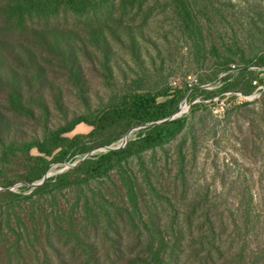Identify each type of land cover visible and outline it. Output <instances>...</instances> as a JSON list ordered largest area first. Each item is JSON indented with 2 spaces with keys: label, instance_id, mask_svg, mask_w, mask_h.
<instances>
[{
  "label": "trees",
  "instance_id": "trees-1",
  "mask_svg": "<svg viewBox=\"0 0 264 264\" xmlns=\"http://www.w3.org/2000/svg\"><path fill=\"white\" fill-rule=\"evenodd\" d=\"M115 1L0 0L4 3L0 9V86L10 88V100L17 108L32 118L49 114L45 93H40L48 83L42 81L45 72L36 50L72 63V33L52 29L47 23L69 14L85 16L95 48L106 54L108 43L102 24L116 17ZM126 2L133 5L138 1ZM173 2L185 26L193 25L192 4L188 0ZM128 38L131 52L138 53L131 36ZM235 44L233 54L242 62L241 79L246 78L248 67H264V51L249 57ZM233 62L230 57L217 72L228 71ZM14 66L25 70L24 75L29 73V78L19 80ZM245 88H250L248 81ZM184 94L182 89L173 94L168 90L128 92L95 117L77 116L53 129L46 124L43 138L30 141L17 135L0 113V264H181L188 247L195 264H264V219L253 200L240 212L229 206L193 207L192 213L200 211L204 217L194 239L175 222L178 217L170 226H162L152 211L149 198L157 193L152 173L143 167L145 174L140 176L132 161L142 163L145 152L163 148L182 132L186 118L170 117ZM30 105L39 108L41 115L36 116ZM80 123L92 126V131L64 136ZM138 125L146 128L125 147L80 160L88 154L84 153L85 138H91L95 145H109ZM117 129L119 133L107 135ZM32 149L38 154H31ZM78 151L83 153L78 155L76 166L34 186L52 163L73 162ZM10 156L16 167L12 174L7 169ZM19 182L23 183L21 191L9 189ZM187 218L190 225L193 218ZM230 226L235 250L222 246V234Z\"/></svg>",
  "mask_w": 264,
  "mask_h": 264
},
{
  "label": "rangeland",
  "instance_id": "rangeland-1",
  "mask_svg": "<svg viewBox=\"0 0 264 264\" xmlns=\"http://www.w3.org/2000/svg\"><path fill=\"white\" fill-rule=\"evenodd\" d=\"M126 1L116 0V17L102 24L108 43L106 54L95 48L85 16L69 14L47 23L52 29L71 32L69 43L74 49L71 64L36 50L45 72L42 81L48 83L40 93H45L49 114L39 119V108L30 105L37 116L32 118L11 102L10 88L0 86L1 118L8 119L23 140L30 141L43 138L46 124L53 129L77 116L95 117L128 92L168 90L173 94L177 89L185 90L171 117L180 113L170 117L186 118L182 132L163 148L145 152L142 163L132 161L140 176L145 174L143 167L152 173L157 193L149 199L158 222L170 226L178 217L175 222L194 239L204 217L200 211L192 213L193 207L229 206L240 212L251 200L264 219V67H248L246 78L241 79L242 62L233 54L237 51L235 43L249 57L264 51V0H188L195 19L190 27L185 26L173 0H136L133 5ZM3 5L0 2V9ZM130 36L138 53L131 52ZM230 57L234 59L231 68L217 72ZM14 70L19 80L29 78L19 66ZM4 77L11 79V75ZM257 85L263 88L258 90ZM234 92L256 96L240 98ZM145 128L133 126L122 135L136 137ZM91 131L92 126L80 123L64 136L88 135ZM119 131H108L107 135ZM85 140L84 153L92 156L106 152L105 147L116 141L95 145L91 138ZM82 153L78 151L73 161ZM31 154L38 152L32 149ZM9 159L7 169L12 174L16 167L11 164V156ZM62 167L52 163L46 175L55 177ZM22 186L19 182L9 189L18 192ZM189 215L193 218L190 225ZM225 231L223 248L235 250L237 244L230 237L232 226ZM189 251L190 247L182 255L181 264H195Z\"/></svg>",
  "mask_w": 264,
  "mask_h": 264
},
{
  "label": "built area",
  "instance_id": "built-area-1",
  "mask_svg": "<svg viewBox=\"0 0 264 264\" xmlns=\"http://www.w3.org/2000/svg\"><path fill=\"white\" fill-rule=\"evenodd\" d=\"M254 84L256 85V84H258V82L257 81H254ZM257 88H258V90L259 89H261V88H263V86L262 85H257ZM229 94V93H228ZM234 94L235 95H237L238 97H240V98H246V99H251V98H253V97H255L256 96V94H254V95H244L242 92H234ZM244 95V96H243ZM180 113V112H179ZM179 113H177V114H175V115H178ZM174 115V116H175ZM174 116L173 117H171V118H174ZM146 127V125L145 126H141V128H145ZM136 137H131L130 135H124V136H122L119 140H117L116 142H114V143H112L110 146H106L105 148H107L108 150H110V149H119V148H123V147H125L126 145H127V143H128V141L129 140H132V139H135ZM107 150V151H108ZM88 155L89 154H86V155H84L80 160H82V159H84V158H86V157H88ZM80 160H76V161H73V162H66V163H63V164H61L63 167L60 169V173L61 172H64V171H66V170H68V169H70V168H72V167H74V166H76L79 162H80ZM50 175L48 174V177H49ZM38 183H40V181L38 182Z\"/></svg>",
  "mask_w": 264,
  "mask_h": 264
},
{
  "label": "water",
  "instance_id": "water-1",
  "mask_svg": "<svg viewBox=\"0 0 264 264\" xmlns=\"http://www.w3.org/2000/svg\"><path fill=\"white\" fill-rule=\"evenodd\" d=\"M48 178V175H45L43 179L40 181V183L34 184V186L42 184L46 179Z\"/></svg>",
  "mask_w": 264,
  "mask_h": 264
}]
</instances>
